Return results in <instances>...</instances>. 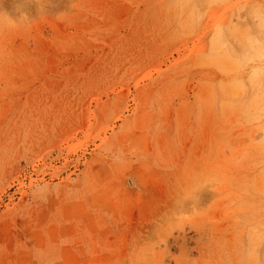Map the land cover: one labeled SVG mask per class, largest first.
<instances>
[{"label":"rangeland","instance_id":"1","mask_svg":"<svg viewBox=\"0 0 264 264\" xmlns=\"http://www.w3.org/2000/svg\"><path fill=\"white\" fill-rule=\"evenodd\" d=\"M39 8L0 29V264H241L264 234V0ZM38 184L57 195L28 205Z\"/></svg>","mask_w":264,"mask_h":264},{"label":"clouds","instance_id":"2","mask_svg":"<svg viewBox=\"0 0 264 264\" xmlns=\"http://www.w3.org/2000/svg\"><path fill=\"white\" fill-rule=\"evenodd\" d=\"M31 2V0H22L20 4L17 5L16 11L20 13L19 19H12L9 14L5 11H0V29L11 28V29H19L22 27H26L31 25L35 20L29 19L28 15L23 11V3ZM37 4H39V11L41 13V17H44L46 5H48L51 0H35ZM2 3V0H0ZM109 159L112 163L116 165H124L127 161L126 154L121 151L119 148L108 149ZM58 189L55 186L46 185V184H38L33 187L32 193L30 196V200L28 205H31L33 202L37 204H46L48 199L52 195H57ZM199 189H193L190 195L187 197L186 201H197ZM160 231V225L158 232ZM23 243V242H21ZM63 243V241L61 242ZM159 243V241H158ZM19 246V245H18ZM240 248L244 252L245 259L241 262V264H261V253L264 250V234L258 235L255 238L248 237L245 240L240 241ZM32 253L34 259H36L37 264H44V257L46 252L44 249L37 248L36 246L32 247Z\"/></svg>","mask_w":264,"mask_h":264},{"label":"bare ground","instance_id":"3","mask_svg":"<svg viewBox=\"0 0 264 264\" xmlns=\"http://www.w3.org/2000/svg\"><path fill=\"white\" fill-rule=\"evenodd\" d=\"M247 58H248V56H247ZM263 66V65H262ZM264 67V66H263ZM261 72V71H260ZM259 78H260V76H259ZM259 83H260V80H259ZM262 87V86H261Z\"/></svg>","mask_w":264,"mask_h":264}]
</instances>
